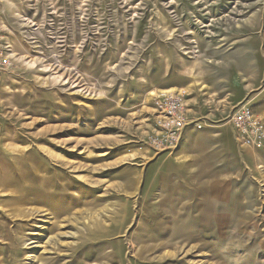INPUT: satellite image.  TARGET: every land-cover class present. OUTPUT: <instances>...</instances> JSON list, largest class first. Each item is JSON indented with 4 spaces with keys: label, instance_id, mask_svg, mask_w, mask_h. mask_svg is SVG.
I'll return each instance as SVG.
<instances>
[{
    "label": "rangeland",
    "instance_id": "rangeland-1",
    "mask_svg": "<svg viewBox=\"0 0 264 264\" xmlns=\"http://www.w3.org/2000/svg\"><path fill=\"white\" fill-rule=\"evenodd\" d=\"M263 21L264 0H0V165L52 179L20 215L0 191V264H264V143L230 121L264 120ZM167 88L194 134L158 152Z\"/></svg>",
    "mask_w": 264,
    "mask_h": 264
},
{
    "label": "built area",
    "instance_id": "built-area-1",
    "mask_svg": "<svg viewBox=\"0 0 264 264\" xmlns=\"http://www.w3.org/2000/svg\"><path fill=\"white\" fill-rule=\"evenodd\" d=\"M11 45L0 36V80L9 72L13 58ZM185 89H161L152 99V132L148 138L155 151L177 147L182 134L189 126ZM231 126L239 143L245 147L260 148L264 143V120L246 102L236 105ZM198 128L200 124H196Z\"/></svg>",
    "mask_w": 264,
    "mask_h": 264
},
{
    "label": "bare ground",
    "instance_id": "bare-ground-1",
    "mask_svg": "<svg viewBox=\"0 0 264 264\" xmlns=\"http://www.w3.org/2000/svg\"><path fill=\"white\" fill-rule=\"evenodd\" d=\"M184 137L189 139V141L191 140V137ZM35 169V166H33V168L28 167L25 170H16L10 164L2 163L0 165V191L9 193L10 196L8 197L9 200H7V203L11 206L10 210L15 211L14 214L20 215L22 207L25 204L30 202L45 203L44 201H46V198L43 196V189L51 185L50 182L52 179L49 180L46 176L38 175L37 172H34ZM30 177L32 180L36 179V187H31V182L27 181ZM59 208L61 207H58V205L55 207L56 210ZM65 209L67 208H62L61 210Z\"/></svg>",
    "mask_w": 264,
    "mask_h": 264
},
{
    "label": "crops",
    "instance_id": "crops-1",
    "mask_svg": "<svg viewBox=\"0 0 264 264\" xmlns=\"http://www.w3.org/2000/svg\"><path fill=\"white\" fill-rule=\"evenodd\" d=\"M262 25H263V27H262V31L260 32L261 33V35H260V38H261V41H262V45H263V52H264V21L262 22ZM167 89H172V88H167ZM183 89H185V88H183ZM186 90V89H185ZM158 91H161V90H156V92H158ZM156 92H155V94H156ZM154 94V95H155ZM189 102H190V100L188 99V96H187V99H186V105H187V107H188V116H189V118H190V112H189V106H188V104H189ZM153 112H154V109H153ZM152 115H153V113H152ZM184 133V135L185 136H187L188 138L189 137H191L192 136V134H194L193 133V130H189V128H188V130L187 129H185V131L183 132ZM194 136V135H193ZM185 138V137H184ZM190 139H192V138H190ZM185 141H189V139H186Z\"/></svg>",
    "mask_w": 264,
    "mask_h": 264
}]
</instances>
